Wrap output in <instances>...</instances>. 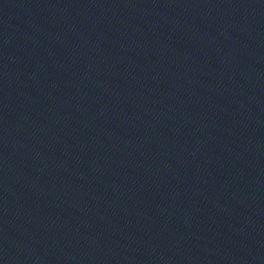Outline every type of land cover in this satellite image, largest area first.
<instances>
[{"label": "water", "instance_id": "95a60500", "mask_svg": "<svg viewBox=\"0 0 264 264\" xmlns=\"http://www.w3.org/2000/svg\"><path fill=\"white\" fill-rule=\"evenodd\" d=\"M0 264H264V0H0Z\"/></svg>", "mask_w": 264, "mask_h": 264}]
</instances>
